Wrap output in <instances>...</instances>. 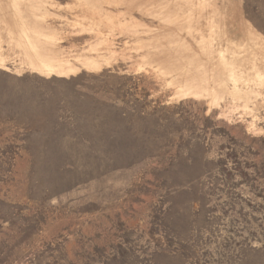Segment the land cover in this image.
Returning a JSON list of instances; mask_svg holds the SVG:
<instances>
[{"label":"rangeland","instance_id":"1","mask_svg":"<svg viewBox=\"0 0 264 264\" xmlns=\"http://www.w3.org/2000/svg\"><path fill=\"white\" fill-rule=\"evenodd\" d=\"M0 264H264V0H0Z\"/></svg>","mask_w":264,"mask_h":264}]
</instances>
